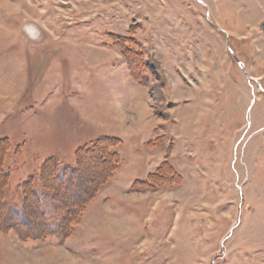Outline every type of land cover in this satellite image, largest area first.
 <instances>
[{"label":"rangeland","instance_id":"1","mask_svg":"<svg viewBox=\"0 0 264 264\" xmlns=\"http://www.w3.org/2000/svg\"><path fill=\"white\" fill-rule=\"evenodd\" d=\"M262 23L264 0H0V264H264Z\"/></svg>","mask_w":264,"mask_h":264},{"label":"trees","instance_id":"2","mask_svg":"<svg viewBox=\"0 0 264 264\" xmlns=\"http://www.w3.org/2000/svg\"><path fill=\"white\" fill-rule=\"evenodd\" d=\"M99 141V140H98ZM106 141H108V140H101L100 142H98V143H102V145H104L103 143H105ZM97 143V144H98ZM97 144H96V147H97ZM107 143H105V145H106ZM96 147H93L92 148V150H95L96 149ZM106 147L107 148H109L108 150L110 151L111 149H110V147L111 146H109V145H106ZM106 153V155H105V157L107 158V163L111 160L110 158L112 157V156H110V154H109V152H105ZM110 163V162H109ZM49 164L51 165L52 164V172H51V174H49L48 173V167L45 169V171H44V168H43V172L41 171V173H46V175H47V177H45V178H48L47 179V181L48 180H50L49 182H51L52 181V183H54V181H55V179L54 178H57V180L59 181H56V183L54 184V185H57V184H60V185H62V187H63V189H65V187L67 186L66 184H63V183H61V182H65V181H67L68 179L67 178H70V174L73 172V174L75 173V169L74 168H72V167H70V168H68V167H63V166H61L58 162H55V161H51V159L49 160ZM113 165H114V162H113ZM112 165V166H113ZM45 167V166H44ZM49 175V176H48ZM58 186V185H57ZM40 192L39 191H37V192H34V194H32L34 197H35V199H37L38 198V196L40 195L39 194ZM9 207V210L10 211H12L13 209H14V211H16L15 213H17L18 215H21V212H20V210H16V208L14 207H10V206H8ZM13 222V221H12ZM15 222V221H14ZM17 222V221H16ZM15 222V223H16ZM10 225H11V222L9 223Z\"/></svg>","mask_w":264,"mask_h":264},{"label":"water","instance_id":"3","mask_svg":"<svg viewBox=\"0 0 264 264\" xmlns=\"http://www.w3.org/2000/svg\"><path fill=\"white\" fill-rule=\"evenodd\" d=\"M261 27H263V28H264V23H262V24H261Z\"/></svg>","mask_w":264,"mask_h":264}]
</instances>
